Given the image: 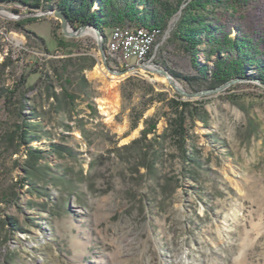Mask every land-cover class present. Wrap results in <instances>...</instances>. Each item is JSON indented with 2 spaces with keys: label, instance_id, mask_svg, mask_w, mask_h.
I'll return each mask as SVG.
<instances>
[{
  "label": "rangeland",
  "instance_id": "obj_1",
  "mask_svg": "<svg viewBox=\"0 0 264 264\" xmlns=\"http://www.w3.org/2000/svg\"><path fill=\"white\" fill-rule=\"evenodd\" d=\"M52 10L54 5L46 11L0 5V192L19 197L15 206L1 205L0 264H264V85L248 79L219 92L183 97L163 76L144 68L108 81L94 33L65 36ZM179 15L158 36L143 66L164 69L185 92L211 90L205 70L212 59L200 52L194 64L172 40ZM77 58H86L83 74L97 114L79 100L70 120L52 111L48 76ZM107 60L117 71L134 66L130 60L123 68L109 54ZM99 66L104 83L91 75ZM149 86L203 112L204 123L189 122L196 164H183L167 142L155 175L137 173L136 149L126 147L140 138L146 119H158L156 134L166 125V109L158 100L139 111L153 97ZM100 106L112 111L110 120ZM130 117H138L135 127ZM23 123L35 131L29 146L48 152L50 144H59L74 152V157L47 155L62 183H37L46 196L22 187L26 147L16 148ZM14 133L11 147L7 138Z\"/></svg>",
  "mask_w": 264,
  "mask_h": 264
},
{
  "label": "trees",
  "instance_id": "obj_2",
  "mask_svg": "<svg viewBox=\"0 0 264 264\" xmlns=\"http://www.w3.org/2000/svg\"><path fill=\"white\" fill-rule=\"evenodd\" d=\"M7 3L45 11L51 10L54 5L65 14L70 26L75 28L78 25H94L103 34L106 30L130 26L136 30L163 32L172 18L180 12L171 33L172 40L194 64H198L200 52L206 59H212V67L205 70L209 89L237 78L257 79L264 85V0H0V5ZM96 3L98 8L94 9ZM57 44L62 48L66 46L61 41ZM85 60L86 58L71 59L70 66H65L61 73L56 70L53 77L48 76V100L52 101V111L67 115L70 120L79 100L97 114L96 107L89 102V84L83 74L88 69L84 64ZM91 61L93 63L94 59L91 58ZM0 66H4V63ZM130 66L127 64L123 68ZM52 79L60 84L59 90H56ZM24 81L22 77L18 87L23 86ZM149 93L153 97L141 103L139 111L142 112L146 105L158 100L162 103L160 109H166V125L161 134H156L158 119L155 116L146 119L140 138L126 147L136 149L137 173L144 169L145 175H155L157 165L167 155V142L173 145L183 164H196L198 155L192 148L193 136L190 134L189 122L193 123L197 119L204 123L203 112L178 95L167 98L162 92L155 93L152 86H149ZM122 96H125L124 91ZM130 120L135 127L138 117H130ZM74 122L81 137L89 145L91 142L84 125L79 124L78 119ZM32 127L23 123L17 128L20 141L16 151L21 146L26 147L25 160L21 165L25 174L22 187L27 186L30 195L36 193L46 196L36 188L37 183L55 186L62 183L46 163L47 155L74 157V152L59 144H50L48 152L29 146L35 141ZM65 129L69 132L72 127L65 125ZM16 134L7 138V144L11 147H15ZM149 135L153 136L152 139H148ZM18 199L14 191L0 192V219L1 205L15 206Z\"/></svg>",
  "mask_w": 264,
  "mask_h": 264
},
{
  "label": "water",
  "instance_id": "obj_3",
  "mask_svg": "<svg viewBox=\"0 0 264 264\" xmlns=\"http://www.w3.org/2000/svg\"><path fill=\"white\" fill-rule=\"evenodd\" d=\"M49 14H53V16L55 18L59 19L62 32L65 36L79 37V36L83 35L86 30H91L94 33L96 43H97L98 52H99V56H100V60H101V64L104 67V69L106 70V74L108 75V78H107L108 81L112 80L110 77L116 78L117 80H122L125 77H127L129 74L134 72L135 70L140 69V68H144L147 72L155 73V74H159V75L163 76L167 80V82L169 83L171 88L177 94H179L183 97H198V96H201V95H204L207 93H214V92L222 91L232 84L248 80V79L237 78V79H234L230 82H227L226 84H223V85H221L217 88L211 89V90H207V91H203V92H199V93H188V92H185L183 89H181L176 84L174 79L164 69H162L160 67H155L154 69H148L143 65H141V66L134 65V66L127 68L125 70L117 71V70L112 69L108 64L107 53H106L105 46H104V34L98 28H96L94 25H84V26H80L77 29L72 30V32H69L68 28H70V25H69L68 20H67L65 14L63 12H61L59 10H52L49 12ZM252 80L256 81L254 79H252ZM102 88H104L103 84L97 86V89H102Z\"/></svg>",
  "mask_w": 264,
  "mask_h": 264
},
{
  "label": "built area",
  "instance_id": "obj_4",
  "mask_svg": "<svg viewBox=\"0 0 264 264\" xmlns=\"http://www.w3.org/2000/svg\"><path fill=\"white\" fill-rule=\"evenodd\" d=\"M160 34L161 32L135 33L132 32V26L109 30L113 59L122 66L127 65L130 60L134 61V65H145Z\"/></svg>",
  "mask_w": 264,
  "mask_h": 264
},
{
  "label": "bare ground",
  "instance_id": "obj_5",
  "mask_svg": "<svg viewBox=\"0 0 264 264\" xmlns=\"http://www.w3.org/2000/svg\"><path fill=\"white\" fill-rule=\"evenodd\" d=\"M98 8V4L96 3L95 5H94V9H97ZM68 29H70V28H68ZM116 29H127V28H125V27H118V28H116ZM132 32H135V33H153V32H155V31H145V30H134V29H132ZM87 33H90L89 31L87 32ZM86 34V33H85ZM90 34H92V33H90ZM104 41H105V48H106V53L107 54H109V56H112L113 57V51H112V43H111V39H110V35H109V37L108 38H106V40H105V36H104ZM138 66V65H137ZM152 68V67H151ZM91 75H92V77L93 78H95V79H100V82H102V83H104V81H103V79H102V77L104 76V71H103V69H102V67L101 66H99L98 68H95L94 70H93V72H91ZM108 78V77H107ZM112 80H113V77H110ZM116 79V78H115ZM112 80H110V81H112ZM162 81H165V79H164V77H163V79H161ZM176 84L180 87V85L176 82ZM105 85V84H104ZM109 85V84H108ZM100 108H101V110H102V112L108 117V120H110L111 119V113H112V111H110V110H108L106 107H104V106H100Z\"/></svg>",
  "mask_w": 264,
  "mask_h": 264
}]
</instances>
